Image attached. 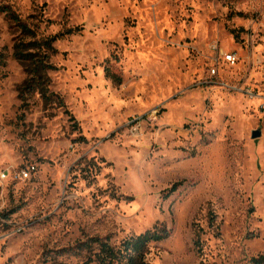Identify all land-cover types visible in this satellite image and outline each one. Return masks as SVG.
I'll use <instances>...</instances> for the list:
<instances>
[{
  "label": "rangeland",
  "instance_id": "rangeland-1",
  "mask_svg": "<svg viewBox=\"0 0 264 264\" xmlns=\"http://www.w3.org/2000/svg\"><path fill=\"white\" fill-rule=\"evenodd\" d=\"M0 2L45 37L76 30L45 101L0 14V264H89L80 243L156 225L148 264L264 255V0Z\"/></svg>",
  "mask_w": 264,
  "mask_h": 264
},
{
  "label": "trees",
  "instance_id": "trees-1",
  "mask_svg": "<svg viewBox=\"0 0 264 264\" xmlns=\"http://www.w3.org/2000/svg\"><path fill=\"white\" fill-rule=\"evenodd\" d=\"M0 14L20 33V38L13 47V57L25 67L29 76L25 84L26 91L36 92L43 100L50 101L53 96L56 97L48 94L46 75L48 71L55 69L49 63L50 57L56 53L53 44L64 35L75 33L76 30H67L53 37H45L38 32L36 25L28 24L27 20L21 19L9 5L0 2ZM111 78L116 79L113 76ZM56 99L62 103L59 97ZM71 119L74 121L73 118ZM169 236L170 230L167 227L156 225L139 235L125 238L117 246L111 245L107 238H90L86 243H80L77 248L86 250L89 264H148L146 256L149 245L162 242ZM195 243L198 244L199 241ZM249 264H264V255L251 258Z\"/></svg>",
  "mask_w": 264,
  "mask_h": 264
},
{
  "label": "built area",
  "instance_id": "built-area-1",
  "mask_svg": "<svg viewBox=\"0 0 264 264\" xmlns=\"http://www.w3.org/2000/svg\"><path fill=\"white\" fill-rule=\"evenodd\" d=\"M224 61L229 63V64H234L236 61V57L233 54H225L224 55ZM211 73L214 74L215 72L212 71ZM28 176H29V170L28 169L22 170L19 172V178L20 179H23V180L28 179Z\"/></svg>",
  "mask_w": 264,
  "mask_h": 264
},
{
  "label": "water",
  "instance_id": "water-1",
  "mask_svg": "<svg viewBox=\"0 0 264 264\" xmlns=\"http://www.w3.org/2000/svg\"><path fill=\"white\" fill-rule=\"evenodd\" d=\"M259 136H260V133L259 132H254V133H252L251 138L256 139Z\"/></svg>",
  "mask_w": 264,
  "mask_h": 264
}]
</instances>
